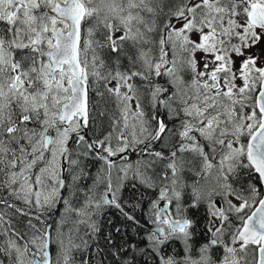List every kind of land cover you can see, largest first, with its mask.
I'll use <instances>...</instances> for the list:
<instances>
[{
	"label": "snow or ice",
	"instance_id": "snow-or-ice-1",
	"mask_svg": "<svg viewBox=\"0 0 264 264\" xmlns=\"http://www.w3.org/2000/svg\"><path fill=\"white\" fill-rule=\"evenodd\" d=\"M93 251L264 264V0H0V264Z\"/></svg>",
	"mask_w": 264,
	"mask_h": 264
},
{
	"label": "trees",
	"instance_id": "trees-1",
	"mask_svg": "<svg viewBox=\"0 0 264 264\" xmlns=\"http://www.w3.org/2000/svg\"><path fill=\"white\" fill-rule=\"evenodd\" d=\"M127 194H128V196H127ZM124 195H125V199H127L129 197V192L126 190ZM194 211H196V210H194ZM198 213H202V212H197V214ZM200 216H202V215H199V217ZM101 220H102L101 221L102 228H101L100 234L97 235L98 236L97 241L93 246L94 247L99 246L101 248H108L109 246L106 244L105 237H107L109 235V233H111V235L114 239V242L120 243L121 242V235H122L123 231L125 230L126 221H124L123 218L120 217V215L117 211L107 213L104 218L102 217ZM118 227L121 229V233H116L115 229ZM127 231L130 235L132 234L131 228H128ZM93 257L95 258L94 251H93ZM94 258L92 260V264H99L98 258H97L98 263H95ZM105 264H112V258L108 257L105 260Z\"/></svg>",
	"mask_w": 264,
	"mask_h": 264
},
{
	"label": "rangeland",
	"instance_id": "rangeland-1",
	"mask_svg": "<svg viewBox=\"0 0 264 264\" xmlns=\"http://www.w3.org/2000/svg\"><path fill=\"white\" fill-rule=\"evenodd\" d=\"M129 195H130V193H129ZM127 196H128V194H127ZM59 207L61 208V211H62V210H63V206L60 205ZM105 210H109V209L107 208V209H105ZM112 211H113V212H116L115 209H112ZM200 212H202V210H201ZM107 213H109V212H106V213L103 212L101 215H98V216L96 217V220H97V222H98L99 225H100V223H101V221H102V220H101L102 217L104 218L105 215H106ZM202 213H203V212H202ZM58 218H59V213H57L56 216H53V217L49 220V222H52V220H56V219H58ZM81 228H82V232L86 230V228L83 227V226H81ZM83 228H84V229H83ZM96 241H97V237H96V236H95L94 238H92V239L89 240V243L92 245L93 249L95 248L93 245L96 243ZM83 255H84V256H87V255H88V252H85ZM94 260H95V263H98L97 258H94Z\"/></svg>",
	"mask_w": 264,
	"mask_h": 264
},
{
	"label": "flooded vegetation",
	"instance_id": "flooded-vegetation-1",
	"mask_svg": "<svg viewBox=\"0 0 264 264\" xmlns=\"http://www.w3.org/2000/svg\"><path fill=\"white\" fill-rule=\"evenodd\" d=\"M106 209H107V208H106ZM193 211H194V210H193ZM103 212L106 213V212H113V211H112V209H109V210H104ZM199 215H203V213H198V214H197V218L199 217ZM99 227H100V229L102 228V224H101V223H100ZM99 234H100V232L96 234V237H98L97 235H99Z\"/></svg>",
	"mask_w": 264,
	"mask_h": 264
},
{
	"label": "bare ground",
	"instance_id": "bare-ground-1",
	"mask_svg": "<svg viewBox=\"0 0 264 264\" xmlns=\"http://www.w3.org/2000/svg\"><path fill=\"white\" fill-rule=\"evenodd\" d=\"M84 227V226H83ZM84 229V228H83ZM86 231V230H85Z\"/></svg>",
	"mask_w": 264,
	"mask_h": 264
}]
</instances>
